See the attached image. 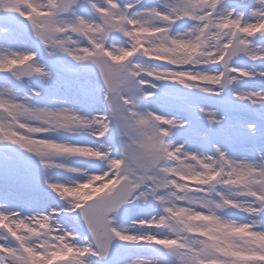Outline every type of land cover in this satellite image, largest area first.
<instances>
[{"label":"snow or ice","instance_id":"obj_1","mask_svg":"<svg viewBox=\"0 0 264 264\" xmlns=\"http://www.w3.org/2000/svg\"><path fill=\"white\" fill-rule=\"evenodd\" d=\"M0 144V264H264V0H0Z\"/></svg>","mask_w":264,"mask_h":264},{"label":"bare ground","instance_id":"obj_2","mask_svg":"<svg viewBox=\"0 0 264 264\" xmlns=\"http://www.w3.org/2000/svg\"><path fill=\"white\" fill-rule=\"evenodd\" d=\"M161 2L162 0H145L146 4L152 6H157ZM188 27H191V23L174 27L173 32H183ZM52 86L51 84L43 86L46 98H48V90ZM239 87H245V85H239ZM200 102L207 103L209 107L220 106L222 103V101ZM246 114L251 116V110H248ZM51 135L73 141L77 139V137L64 132ZM67 162L73 165L78 163L76 160ZM45 178L55 182L75 177H69L68 174L58 169H44L40 164V158L23 152L15 145L0 144V208L7 206L13 211H19L21 207H24V214H30V209L25 205V201L29 197H35L41 203L51 202L55 194L51 193L43 183ZM93 264L95 263L93 262Z\"/></svg>","mask_w":264,"mask_h":264},{"label":"rangeland","instance_id":"obj_3","mask_svg":"<svg viewBox=\"0 0 264 264\" xmlns=\"http://www.w3.org/2000/svg\"><path fill=\"white\" fill-rule=\"evenodd\" d=\"M148 5H150V4H148ZM152 6V5H151ZM187 23H185V24H183V25H186ZM214 102H217V101H214ZM214 107H217V106H214ZM94 263H95V261H93Z\"/></svg>","mask_w":264,"mask_h":264}]
</instances>
